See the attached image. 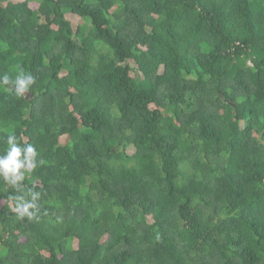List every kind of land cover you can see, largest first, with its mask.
<instances>
[{
  "label": "trees",
  "instance_id": "obj_1",
  "mask_svg": "<svg viewBox=\"0 0 264 264\" xmlns=\"http://www.w3.org/2000/svg\"><path fill=\"white\" fill-rule=\"evenodd\" d=\"M20 70L0 156H38L0 177V264H264V0H0Z\"/></svg>",
  "mask_w": 264,
  "mask_h": 264
},
{
  "label": "clouds",
  "instance_id": "obj_2",
  "mask_svg": "<svg viewBox=\"0 0 264 264\" xmlns=\"http://www.w3.org/2000/svg\"><path fill=\"white\" fill-rule=\"evenodd\" d=\"M35 83V78L31 74H25L23 70L17 74L16 79L13 81L8 75L0 77V88L8 85L15 86V92L18 96H23L28 91L29 86ZM11 91V88L6 89ZM17 136L15 133L7 135L6 154L0 156V177L7 183L15 185L18 181L24 180L25 174L30 173L36 168V158L38 153L32 144H27L21 147L17 143ZM40 164L44 161L39 160ZM16 201H23V197H12ZM36 199V195H33V200ZM35 204L31 202L16 203L14 210L19 213L21 217L27 215L32 216V212L29 209L34 208Z\"/></svg>",
  "mask_w": 264,
  "mask_h": 264
},
{
  "label": "water",
  "instance_id": "obj_3",
  "mask_svg": "<svg viewBox=\"0 0 264 264\" xmlns=\"http://www.w3.org/2000/svg\"><path fill=\"white\" fill-rule=\"evenodd\" d=\"M28 96H30L29 94H27Z\"/></svg>",
  "mask_w": 264,
  "mask_h": 264
}]
</instances>
